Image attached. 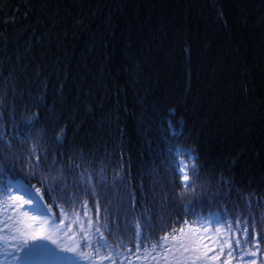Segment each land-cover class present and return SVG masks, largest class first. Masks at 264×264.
I'll use <instances>...</instances> for the list:
<instances>
[{
	"label": "trees",
	"instance_id": "trees-1",
	"mask_svg": "<svg viewBox=\"0 0 264 264\" xmlns=\"http://www.w3.org/2000/svg\"><path fill=\"white\" fill-rule=\"evenodd\" d=\"M5 92L0 127L11 143L0 140V160L57 216V204L71 207L67 197L78 210L98 201L101 222L107 208L121 228L141 214L188 228L197 222L188 211L232 213L221 177L264 198V0H0ZM30 137L50 153L34 176L23 162ZM174 145L197 158L192 189L183 187ZM84 170L96 196L80 182ZM117 171L123 184L114 183ZM240 203L259 217L255 200L250 210Z\"/></svg>",
	"mask_w": 264,
	"mask_h": 264
},
{
	"label": "snow or ice",
	"instance_id": "snow-or-ice-1",
	"mask_svg": "<svg viewBox=\"0 0 264 264\" xmlns=\"http://www.w3.org/2000/svg\"><path fill=\"white\" fill-rule=\"evenodd\" d=\"M39 74V73H38ZM7 92L0 95V117L5 109ZM36 117H29L31 121ZM13 128L19 127L13 118ZM63 129L57 133L56 139L62 140ZM9 135L0 127V140L10 144ZM31 146L27 149L24 159L29 175L34 176L37 170L43 171L50 155L42 143V138H29ZM177 171L184 182L183 187L192 189L193 181L189 173L198 177L197 158L190 152L174 145ZM60 157L53 154L50 167L56 168ZM70 167L80 168L81 165L68 161ZM14 165L0 160V256L5 260L11 258V264H257L258 254L264 255V232L258 231L257 219L264 224V210L259 209L261 198L254 191L233 187L232 181L221 177V185L227 188L232 213L227 207L223 214L213 219L212 215L205 217L197 215L194 210L185 214L196 216L197 222L188 228L177 229L173 222L153 223L152 216H133L131 228H121L110 221L108 209L101 222V206L95 202L94 209L88 208V202L82 201L79 210L76 200L64 198V203L71 205L65 208L60 204L59 215L52 212V206L43 208L40 201L43 196L40 190L33 193L27 190L20 180L13 182L9 173ZM63 166L58 168L54 180H62ZM119 180L123 184L125 176L119 171L115 173L114 183ZM80 182L86 185L85 192L96 196L93 176L87 170L80 175ZM58 186V185H57ZM33 188L35 186H32ZM51 191V189H49ZM235 193V199H232ZM181 200L186 194H178ZM256 201L259 217L256 212H245L241 208L251 209ZM137 201H130L134 209ZM27 206V210H25ZM95 213L93 218L91 212ZM145 209V212H148ZM81 212L83 217H81ZM118 220V217H117ZM67 221V223H66ZM185 224L188 222L185 221ZM75 225V228H73ZM210 228L212 229L210 231ZM131 232V235H129ZM0 264H4L0 260ZM264 264V261H261Z\"/></svg>",
	"mask_w": 264,
	"mask_h": 264
},
{
	"label": "rangeland",
	"instance_id": "rangeland-1",
	"mask_svg": "<svg viewBox=\"0 0 264 264\" xmlns=\"http://www.w3.org/2000/svg\"><path fill=\"white\" fill-rule=\"evenodd\" d=\"M191 155H192V154H191ZM192 156H193V155H192ZM181 179H182V176H181ZM16 180H20V181L22 182L23 186H24L27 190H29V191H31V192L33 193V196H34V198H35V190H33L32 187H31L28 183H26L23 179H20V178H18V179H13V182H15ZM39 195H40V196H43L41 190H40V192H39ZM39 203H40V205H41L43 208H47V207L49 206L44 196H43V200L40 201ZM25 210H27V206H25ZM6 264H11V258H9V260H8V262H7Z\"/></svg>",
	"mask_w": 264,
	"mask_h": 264
}]
</instances>
